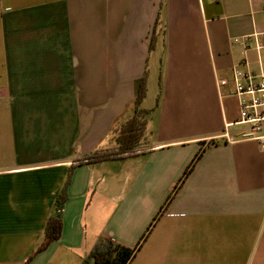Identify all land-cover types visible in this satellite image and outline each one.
Wrapping results in <instances>:
<instances>
[{
	"label": "crops",
	"instance_id": "crops-1",
	"mask_svg": "<svg viewBox=\"0 0 264 264\" xmlns=\"http://www.w3.org/2000/svg\"><path fill=\"white\" fill-rule=\"evenodd\" d=\"M237 69L264 74V0H0V264H25L68 179L32 264H81L99 237L137 246L130 264H264V146L237 123ZM146 70L147 139L85 162Z\"/></svg>",
	"mask_w": 264,
	"mask_h": 264
},
{
	"label": "trees",
	"instance_id": "trees-1",
	"mask_svg": "<svg viewBox=\"0 0 264 264\" xmlns=\"http://www.w3.org/2000/svg\"><path fill=\"white\" fill-rule=\"evenodd\" d=\"M156 32L154 31L152 39L150 41V48L153 49L156 45ZM147 78L148 72L139 81L137 94L133 100L132 113L122 123L118 124L113 130V138L115 144L111 147L99 148L85 156V162H98L109 159H116L127 155L137 153L139 147L147 139L148 135V123L150 120L151 109L143 106L144 98L147 94ZM202 155L199 153L193 162L186 168L182 178L173 192L169 195L170 201L174 195L178 192L181 185L193 170L196 161ZM70 179L66 182V185L59 193L56 199L57 213L49 217L44 238L38 247L33 250L29 255L25 264H32L35 256L46 249L54 240L58 239L61 235L63 228L62 211L63 205L67 200V185ZM138 247H130L124 244L115 242L107 237H99L91 249L90 253L81 264H130L132 259L137 253Z\"/></svg>",
	"mask_w": 264,
	"mask_h": 264
},
{
	"label": "built area",
	"instance_id": "built-area-1",
	"mask_svg": "<svg viewBox=\"0 0 264 264\" xmlns=\"http://www.w3.org/2000/svg\"><path fill=\"white\" fill-rule=\"evenodd\" d=\"M247 41L248 37L235 38V41ZM235 92L240 98V121L246 125L243 137L258 139L264 146V134H259L264 128V74L257 80L243 70L237 69L234 73ZM226 81H222L225 83ZM228 140H235L234 136L226 133Z\"/></svg>",
	"mask_w": 264,
	"mask_h": 264
}]
</instances>
